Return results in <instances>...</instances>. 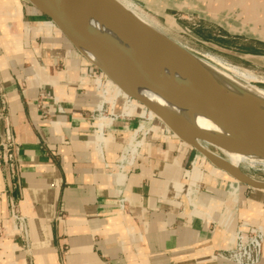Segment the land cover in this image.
Listing matches in <instances>:
<instances>
[{"label":"crops","instance_id":"0c3cea01","mask_svg":"<svg viewBox=\"0 0 264 264\" xmlns=\"http://www.w3.org/2000/svg\"><path fill=\"white\" fill-rule=\"evenodd\" d=\"M207 1L160 0L193 40L264 59V0ZM174 11L198 15L200 27ZM101 74L27 0H0V96L14 163L10 191L1 147L0 264H233L218 253L234 246L240 225L264 230V191L234 182L138 107L114 122L99 152L92 114ZM142 126L134 165H116ZM11 196L24 240L8 221Z\"/></svg>","mask_w":264,"mask_h":264},{"label":"water","instance_id":"95a60500","mask_svg":"<svg viewBox=\"0 0 264 264\" xmlns=\"http://www.w3.org/2000/svg\"><path fill=\"white\" fill-rule=\"evenodd\" d=\"M27 1L49 18L107 78L129 97L144 104L178 138L248 188L264 191V179L235 170L225 160L204 149L206 144L217 150H248L264 159L263 99L241 89L233 90L225 75L218 73L200 54L157 31L119 0ZM139 87L181 102L189 110L210 119L232 138L217 137L171 114L146 98ZM233 142L242 145L235 146ZM0 144L12 191L11 150L6 142L1 100ZM10 200L14 213L13 196Z\"/></svg>","mask_w":264,"mask_h":264},{"label":"bare ground","instance_id":"6f19581e","mask_svg":"<svg viewBox=\"0 0 264 264\" xmlns=\"http://www.w3.org/2000/svg\"><path fill=\"white\" fill-rule=\"evenodd\" d=\"M119 1L123 5H125V7H127L130 11H132L134 14H136L139 18H141L143 21H145L147 24H149L151 27L155 28L157 31H160L157 27H155L153 24H151V22H149L147 20V18H144L143 16L138 14L135 11V9L132 7V4L127 5L123 1H121V0H119ZM209 2H208V5L210 4ZM201 56L209 65H211L215 70H217L218 73H223L225 75L224 77L227 79V81L229 80L230 83H232L231 88L233 90L236 91L237 89H241L244 92H246V94L251 93L254 96H257V97L264 100V89L257 87L256 85L253 84L255 82L264 83V80H259L257 75L248 71L247 69H244V68L239 67L237 65L230 64V63H228V62H226V61H224V60H222V59H220L217 56H214L212 54H201ZM91 58H93V57L91 56ZM221 78L225 80V78H223V77H221ZM263 78L264 77H262V79ZM258 84H260V83H258ZM95 86H96V91L99 94L98 95L99 100H100V96L104 97V100H103L104 102L108 101V102H111L112 104L113 103L117 104L119 100H123L124 101V104L122 107L123 110H126L125 109L126 107H128V110L130 108L138 107L141 109L140 117H143L145 119L147 118V119H153L156 121L157 120L161 121L159 118H157V116L152 111L147 109L146 106H144V104L140 103L136 99L129 97L125 92H123L114 82H112L104 74L103 75L101 74L95 78ZM103 89H106V93H105V91H103ZM138 90L146 98L155 102L156 104H158L159 106H161L165 110L169 111L171 114L178 116L182 120H184L190 124H193V125L201 128V129H203V130L210 131V132H212V134H214L217 137L225 138L228 140L230 138H232L231 135H229L228 133L223 131L222 128H220L217 124L213 123L210 119H208L207 117H205L204 115H202L200 113L189 110L185 105L181 104V102H178V101L173 100V99L163 98V97L159 96L158 94L152 92L151 90H149L147 88L139 87ZM99 100H98V102H100L99 107H102L103 102L99 101ZM122 109L120 111H117L116 113H119L122 115V111H123ZM128 110H127V112H128ZM110 123H111V119L109 117H106V116L101 117L100 119H98L94 123L96 131H94L92 135H93V140L96 144V148L99 152H101L102 149L104 148V143H105L107 136H108V132L106 133L103 130L107 126H109ZM163 125H165V124L163 123ZM233 144L235 146H241L242 145V144L236 143V142L235 143L233 142ZM134 149L135 148H133V152H134ZM204 149L207 152H210V153L222 158L223 160H225L226 163H228L235 170L240 171V170H242L241 167L254 168V170L258 169V167H261L264 170V159L258 157L252 151L244 150L241 152H234V151L224 150L227 155H226V157H222L219 153L211 151L205 145H204ZM131 155H132V153L130 154V156ZM201 155L203 158L208 159L204 154H201ZM121 161L123 162L121 164L122 166H128L130 164V159L128 158L127 160H125V155H124L123 160H121ZM116 180H117V182L122 183L123 177L118 176L116 178ZM233 181L237 182V183L239 182L236 178H234ZM239 183H241V182H239ZM244 186H246V185H244ZM121 208H123V207L121 206ZM14 230L16 232L19 231V230H16L15 227H14ZM10 245H11V243L9 242V247H10Z\"/></svg>","mask_w":264,"mask_h":264},{"label":"rangeland","instance_id":"374dc122","mask_svg":"<svg viewBox=\"0 0 264 264\" xmlns=\"http://www.w3.org/2000/svg\"><path fill=\"white\" fill-rule=\"evenodd\" d=\"M121 1H123L127 5L132 4V7L135 9V11L138 14H140L144 18H147V20L149 22H151V24H153L155 27H157L162 33L166 34L168 37H170L174 41L178 42L179 44L185 46V48H188V49H190V50H192V51H194L200 55L201 54H212L214 56H217L218 58H220V59H222V60H224L230 64L237 65L239 67L247 69L248 71L257 75L259 80H264V78L262 79V77H264V59L263 58H259V59L257 58V59H252L251 61H248V60H242V59H239L236 57H232L229 55L226 56V54L224 52L216 50L217 48H215L211 44L210 41L200 43V42L193 40L190 36L186 35L184 32H182L179 29V26L176 25V23L172 17L165 16L162 9L165 8L166 5H165V3H161L160 0H150L151 3H154L153 4V7H155L154 11L151 10L147 6L146 0H121ZM164 2H165V0H164ZM176 5H178V3ZM182 7H178V8H182ZM167 13H169V11H167ZM170 14H172L176 20L180 19V20L186 21L189 24V26L192 28H195V27L199 28L200 27V25H199L200 19H199L198 15H189V14L175 12V11L171 12ZM202 16H204L208 19H213V20L216 19V21L218 20V18H216V17L210 18V17L205 16L203 14H202ZM218 22L221 23L220 20H218ZM12 32L15 33L14 28H13ZM258 83H260V84H258ZM253 84L256 85L257 87L264 89V83H262V82H255ZM0 99H1V96H0ZM205 146L208 149H210L211 151L219 153L222 157H226V155H227L224 150H217V149L210 147L209 145H206V144H205ZM241 169L243 170V172H245L246 174H248L250 176H253V177L258 178V179H264V170L261 167H258V169H255V170H254V168H246V167H241ZM232 180H233V178H232ZM14 213H16V210ZM14 213L12 212V210L10 208L9 214H8V221H10L12 232L18 233L20 235V238L22 240H24V231H25L24 229H25L26 224H25V222H22V221L19 222V219H17L15 217V215H17V213L15 215H14ZM21 224H22V227H21ZM14 227L16 228V230H19V231L16 232L14 230ZM4 230H5V228L3 227V221L0 220V238L5 236ZM9 242L12 243L11 241H7L6 244L4 245V247L8 248ZM23 247H24V252L26 253L27 259L30 262H32L33 257H32L31 248L26 246L25 241L23 242Z\"/></svg>","mask_w":264,"mask_h":264},{"label":"built area","instance_id":"2783aa9c","mask_svg":"<svg viewBox=\"0 0 264 264\" xmlns=\"http://www.w3.org/2000/svg\"><path fill=\"white\" fill-rule=\"evenodd\" d=\"M103 91H105L106 93V89H103ZM0 100L3 106V99L1 98ZM103 100L104 97L100 96L99 101L103 102L102 107H99L100 102H98L96 108L93 111L92 119L94 124L98 119H100L103 116L109 117L111 119V123L103 130L107 133L113 129V125L116 120L130 118L132 115L127 112L128 107L125 108L126 110L122 109L123 110L122 115L116 113L117 112L115 110L116 104L114 103L112 104L111 102L108 101L104 102ZM145 120L151 121L153 119L146 118ZM94 131H96V128L94 129ZM146 131L147 129L142 126L140 128V131L136 134L135 139L128 144V148L125 150V154H124L125 160H127L128 158L130 159V166L134 165L138 153V143L140 142L142 136L146 133ZM6 142L8 144L9 149L11 150L12 140L7 130H6ZM133 148H135L134 152H133ZM131 153L132 155L130 156ZM0 154H1V144H0ZM9 163H10L11 173L13 174L14 163L12 158V152L9 153ZM122 163L123 162L120 159L117 161L116 165L121 166ZM120 204H122V207L125 209L126 200L124 198H120ZM11 210H12V206H11ZM14 212H15V205H14ZM15 217L19 219V222H21V219L18 218L17 215H15ZM263 254H264V230L261 228L240 225L234 232V246L227 250L220 251L218 253V256L229 262H232L233 264H261L263 259Z\"/></svg>","mask_w":264,"mask_h":264}]
</instances>
